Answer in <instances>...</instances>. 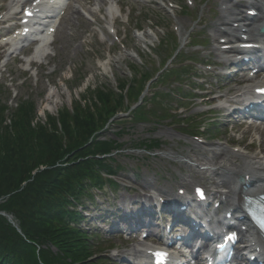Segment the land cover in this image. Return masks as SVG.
I'll use <instances>...</instances> for the list:
<instances>
[{
	"label": "rangeland",
	"instance_id": "obj_1",
	"mask_svg": "<svg viewBox=\"0 0 264 264\" xmlns=\"http://www.w3.org/2000/svg\"><path fill=\"white\" fill-rule=\"evenodd\" d=\"M234 1L236 0H233V2ZM90 2H92V0H90ZM194 3L195 7L188 11V13H176V15H173V12L167 13L163 11L164 13H160L164 16L162 20L154 16L155 18H153V21H157L164 26L162 30L158 28L153 29L157 34L151 29H148V27H152L149 22H144V24H142L143 31L138 33L141 35L142 39L134 34V37L137 36V38L130 39L128 42L124 41L127 42L128 52H134L136 58L126 55L122 52L120 46H115L111 51L114 62L111 63L110 66H106L104 70L96 65L92 53L86 50L82 42L83 39L89 41L93 40L90 35V29L94 27L81 16H79L80 20L77 19L78 17L76 18L74 13L66 22L64 21L61 30H59L56 35L55 42L52 46L54 57L49 56L43 61L41 66L32 65L29 71L23 72L19 71L20 65L18 66L17 63L13 61L14 57L13 59H7L5 62L3 61V63H0V84L6 86L7 91H13L10 108H15L19 98L24 100L31 99L30 101H33L36 107L35 119L32 120L33 126L35 124L44 126L46 125V121L57 117V112L60 113L67 106L70 109L72 102L73 105L78 103V97H80L81 94L83 95L87 86L91 87V89H106L107 87L111 88V86L116 87L117 80L126 81V79L129 80V78L131 80V76L133 77L134 74L136 76V81L139 82L140 77H137L139 73L146 72L147 75L150 73L154 74V71L160 70L164 64H166V69L174 67L179 63V60L177 58L171 64L172 60L170 61L168 59L172 54V47L170 44L168 43L164 46L156 47V44H153L152 38H150L147 33L153 32L157 36H164L165 34L166 38L170 39L168 33L173 32L172 38H174L179 34L175 29H180L183 35L193 31V33H198V35H195L196 41H203L205 35H199L198 31L200 27L198 19L202 18L210 21L209 28L213 30L215 20H213L214 17L210 14L217 15L216 7L218 2L215 3V0H194ZM220 5L221 4L218 6L220 7ZM156 8L158 9L159 7ZM84 9L88 11L93 10L94 3L92 2L90 8ZM245 10L246 9H243V11ZM151 49H155L154 51L158 55L157 57L151 55ZM4 50L5 49H0V60L1 52ZM183 51L187 56L194 57V49L189 45L183 47L181 52ZM200 52L198 53V59H202L210 53L212 61H219V59L215 57L216 51L211 46L208 47L206 54H200ZM103 58L106 59L107 55L103 54ZM164 60H166L164 64H161ZM52 63L55 64L52 66ZM55 65L57 67H55ZM22 68L25 67L22 66ZM69 68L72 69L74 75L77 72L86 73L84 85H82L77 92L69 90L76 85L75 80L65 79L70 75ZM53 69H55L56 73H51ZM130 70L133 71V75ZM35 74H37V76ZM35 77H37V81ZM224 84L227 83H222V85ZM168 87L169 85H159L156 90L167 92ZM236 88L235 82H231L224 91H228V89L234 91ZM6 90L4 88L0 89V96L4 97ZM66 91L69 93L70 97ZM89 91L91 90L89 89L88 92ZM93 93L95 92L91 91L87 99L94 98V96H92ZM145 95L150 96L151 93L145 90L142 97ZM49 97L53 98L48 100ZM53 99L57 103L56 108L46 110L44 108L45 105L53 101ZM193 102H195V100L191 101V104L188 106L183 105L187 108L184 113H181L177 108L179 117H194V119L188 121L192 122V120H195L200 122L203 127L201 132L205 131L204 128H207V126L211 124L212 127L210 126L204 134H199L196 131V125H193L194 130H190L187 126L180 124V121L170 122L168 120L157 123H126L119 127L120 129L123 128L125 131L122 135H118L120 129L117 128V125L111 124L105 132L108 139H117L119 143L123 145V150L115 157L117 160L116 165L121 167V170L115 175V180L118 181L119 187L117 188L115 196L109 191H107L105 195L97 194V201L94 200L93 204H88L87 208L90 210L89 214H86L88 217L84 223L81 222L80 224L84 228H92L90 232L95 236H92L93 238L90 244L95 251H100L102 256L108 259L109 264H128L120 263L121 257L113 258L110 248L118 246L120 254L122 253V255H124L123 253L129 255L134 249L132 243L130 246H126L123 238L106 234L107 232L104 226L92 220L93 217L100 215V213H102L105 219V211L109 210L117 199L126 201L133 197L134 194L140 193L141 195L144 191H161L162 194H173L177 186H181L185 183L184 179L191 181L188 176L191 175L196 177L195 172L198 168L191 165L189 162L197 164V159L201 157L205 158V163H209L212 166L220 165L219 163L222 160L232 161L236 166H240L243 161L242 158L236 157L237 153H235V151L238 148L242 147L241 151H246L245 153L248 156H252L259 152L257 146H253V151H251L252 154L248 153L250 149H245L246 147H250L248 145L254 141L256 131L246 127H235L233 131L232 125L226 123L222 116L207 114V110L215 108L216 106L209 107L201 104L200 101L192 105ZM10 119L11 118H8L5 113L4 125H9L12 128L13 124ZM190 131H193V134L201 136L202 139L206 138L208 141L202 140L203 143L196 141L191 137L190 133H188ZM236 131L239 133H236ZM155 141L160 142L159 144L162 143V145L152 153L140 148L142 143L150 144ZM239 141H243V146L238 145ZM262 147H264V142L262 143ZM211 181L210 178V183Z\"/></svg>",
	"mask_w": 264,
	"mask_h": 264
},
{
	"label": "trees",
	"instance_id": "obj_2",
	"mask_svg": "<svg viewBox=\"0 0 264 264\" xmlns=\"http://www.w3.org/2000/svg\"><path fill=\"white\" fill-rule=\"evenodd\" d=\"M105 90L97 91L105 109L95 104L94 114L77 104L72 113L65 107L44 126H33V101L20 102L12 128L4 125L8 107L0 104V212L18 224L0 215V264H95L89 235L75 225L79 213L69 205L93 186H116L102 175L115 173L108 162L114 159L98 158L119 149L98 134L117 113L116 94ZM146 114L140 110L137 117Z\"/></svg>",
	"mask_w": 264,
	"mask_h": 264
},
{
	"label": "bare ground",
	"instance_id": "obj_3",
	"mask_svg": "<svg viewBox=\"0 0 264 264\" xmlns=\"http://www.w3.org/2000/svg\"><path fill=\"white\" fill-rule=\"evenodd\" d=\"M251 7L249 10H264V4L258 5L255 3H252L250 5ZM245 20H249L246 19ZM238 22V21H235ZM225 23V22H224ZM242 23V22H241ZM252 24L248 25H243L242 29L239 30L241 34H245L248 37L252 36L254 38L251 39L248 42L256 43V39H260L261 42L263 43L264 46V36L259 37H254L253 32L251 30ZM243 29H246L245 32H242ZM14 44H16L15 41H13ZM49 40H46L42 44L38 45L35 49L33 59L35 61L40 60L44 58L48 51H49ZM255 53V52H253ZM262 53V52H258ZM264 84V83H263ZM53 98V97H51ZM50 97L48 98L51 99ZM57 103L53 99V101L49 102L48 104L45 105L46 110H52L53 108H56ZM257 129V128H256ZM205 156V155H204ZM236 157L242 158V166L237 167L236 169L230 168V167H224L221 169H217L215 172L211 171V168L207 170H201V167L208 166L207 164H204L205 158H198L197 159V167L199 168L196 170L195 175L196 177H202L203 179L206 180V172L208 173L209 171L214 172L212 175L214 177H217V180L211 181L210 185L213 186L215 184L218 185V188L225 189L227 191V195L224 198V201L230 206H228L227 209V214L231 213L232 217H237L239 220H243L241 217V214L239 212V206L242 202V198L244 195L246 196H251L254 194H257L256 192H250L251 190H256L259 184L264 185V160L260 158L259 155H253V156H248L245 155V153H237ZM194 176H188V178H192ZM195 179V178H194ZM241 179L246 181V184L242 185L241 184ZM185 180V179H184ZM244 186H249L248 190L244 188ZM198 187V186H196ZM251 189V190H250ZM215 190V189H214ZM264 190V188H262ZM220 192V190H217L215 195H217ZM260 192V191H259ZM223 203V202H222ZM245 223V222H244ZM244 226H247L248 229L246 231V234L250 235V239L248 241V244L250 245L251 250L255 249L257 255H260V258H263L264 261V245L261 242V239L259 236L256 234L255 231L251 227H249L247 224H243ZM242 232V231H241ZM133 253L131 255L139 254V253H146V251L150 250L149 247L143 245V247L133 249ZM261 260V259H260Z\"/></svg>",
	"mask_w": 264,
	"mask_h": 264
}]
</instances>
